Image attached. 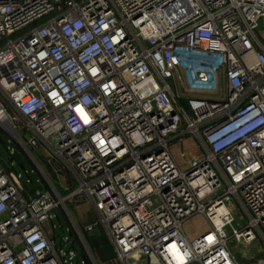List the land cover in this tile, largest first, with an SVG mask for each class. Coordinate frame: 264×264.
Returning a JSON list of instances; mask_svg holds the SVG:
<instances>
[{"label":"built area","instance_id":"obj_1","mask_svg":"<svg viewBox=\"0 0 264 264\" xmlns=\"http://www.w3.org/2000/svg\"><path fill=\"white\" fill-rule=\"evenodd\" d=\"M0 128L75 184L28 198L0 159V264H67L53 212L79 196L119 264H240L230 241H264V0H0Z\"/></svg>","mask_w":264,"mask_h":264},{"label":"rangeland","instance_id":"obj_2","mask_svg":"<svg viewBox=\"0 0 264 264\" xmlns=\"http://www.w3.org/2000/svg\"><path fill=\"white\" fill-rule=\"evenodd\" d=\"M29 138L30 137L27 135L25 140L28 141ZM189 143L190 141L186 140L184 143H178L175 146L182 160L183 167H188L192 155ZM2 156H8V158L3 159ZM15 156H19L20 159L26 163L25 166H22L14 161L11 167L16 174L22 175L20 182L23 186H27L32 190L35 188H43L46 190L47 187H51V183L58 190L62 198H66L74 192V177L64 165L59 161H56L58 164H53V167L47 165V175H44L36 162L28 154L24 153L16 139L5 129L0 128V159L9 170H12L9 161ZM45 157L47 156L40 158L41 162L46 165ZM25 195L31 198L26 192ZM65 205L67 209L62 207L53 212L52 223L56 227V233L59 234L61 229H64L66 232V243H68V247L71 249V255L66 257L68 260L67 264H72L71 260L75 255H78V264H113V261H109L112 259H109L111 254L110 250L112 248L107 235L102 226L97 224V218L87 198L84 196L74 197L68 200ZM237 222L239 225H243L244 223L240 218H238ZM76 223H80L82 226L93 227V230L88 232L79 225V230L83 234L85 241H83L78 234L75 226ZM206 229V222L200 217L194 218L187 225V231L190 235H199ZM95 244L101 245L103 249L100 252L96 251L94 249ZM58 246H60V243ZM58 249L65 258L63 249L60 247ZM88 249L91 252H89ZM230 249L240 264H251L264 256V241L260 235H258V239L250 245L237 241H230ZM106 258L109 259L107 260L108 262L106 260L104 261Z\"/></svg>","mask_w":264,"mask_h":264},{"label":"crops","instance_id":"obj_3","mask_svg":"<svg viewBox=\"0 0 264 264\" xmlns=\"http://www.w3.org/2000/svg\"><path fill=\"white\" fill-rule=\"evenodd\" d=\"M176 144L173 146V152H174V154H175V157L177 158V160H178V162L180 163V164H183L182 163V160H181V158H180V156H179V154L177 153V151H176ZM47 154V155H46ZM36 156H37V160L39 161V163L41 164V167L43 168V171H44V175H47V171H46V166L47 165H49V166H52L53 167V164H58L56 161H58L57 159H53L52 161H51V163H49L48 162V160L50 159V154L47 152V151H42V152H37L36 153ZM43 156H47V157H45V160H46V165H45V163H43V162H41V158L40 157H43ZM53 162V163H52ZM56 172V171H55ZM50 183V182H49ZM50 185H51V183H50ZM74 186H75V184H74ZM52 187V186H51ZM51 187H47V189L46 190H44L43 188V191H45V192H48V193H52V194H56L55 192H54V190H53V188H51ZM30 189V188H29ZM36 189V188H35ZM31 191H33L32 189H30ZM57 190V189H56ZM57 194L59 195V192H58V190H57ZM57 194H56V196H57ZM76 226H77V228L79 229V225H80V223H76L75 224ZM80 227H83L84 229H86L87 228V226H85V225H83L82 226V224L80 225ZM74 233V232H73ZM192 237H196L197 235H191ZM108 238V237H107ZM108 241H109V239H108ZM109 243H110V246H111V250L113 251H111L110 250V257H109V259H111V260H109L108 258H106V259H104V261L106 260H109V261H113V264H119V262H118V260H117V256H116V252H115V249H114V247H113V245L111 244V242L109 241ZM94 249L96 250V251H101L102 249H103V247L101 246V245H96L95 244V246H94ZM89 250V249H88ZM89 252H91L90 250H89ZM91 254V253H90ZM113 255V256H112ZM112 256V257H111ZM108 262V261H107Z\"/></svg>","mask_w":264,"mask_h":264},{"label":"water","instance_id":"obj_4","mask_svg":"<svg viewBox=\"0 0 264 264\" xmlns=\"http://www.w3.org/2000/svg\"><path fill=\"white\" fill-rule=\"evenodd\" d=\"M2 157H3V159H7V156H2ZM13 160L16 161L19 165H22V166H25V164H26L25 161L21 160L19 156H15ZM9 165H11V163H9ZM12 172L15 173L13 169H12ZM24 190L26 191V193L29 196L36 197L37 193L41 192L43 189L42 188H36L33 191H31L29 189V187L24 186ZM65 236H66V233H65L64 229H61L60 230V234H59V238H58V242L60 243V246L63 247V248L66 246V244L64 243ZM66 251L69 253L70 249L66 248ZM72 264H78V255L74 256V258L72 260Z\"/></svg>","mask_w":264,"mask_h":264},{"label":"flooded vegetation","instance_id":"obj_5","mask_svg":"<svg viewBox=\"0 0 264 264\" xmlns=\"http://www.w3.org/2000/svg\"><path fill=\"white\" fill-rule=\"evenodd\" d=\"M59 234H60V233H59ZM59 234H58V233L56 234V236H57V240H58V238H59Z\"/></svg>","mask_w":264,"mask_h":264}]
</instances>
